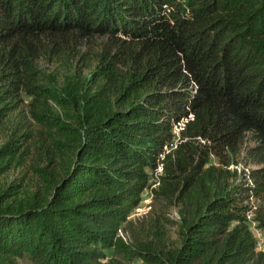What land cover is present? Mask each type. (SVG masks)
Here are the masks:
<instances>
[{
	"label": "trees",
	"instance_id": "obj_1",
	"mask_svg": "<svg viewBox=\"0 0 264 264\" xmlns=\"http://www.w3.org/2000/svg\"><path fill=\"white\" fill-rule=\"evenodd\" d=\"M98 35L90 75L44 79L45 37ZM0 81V264H264V0H0Z\"/></svg>",
	"mask_w": 264,
	"mask_h": 264
},
{
	"label": "rangeland",
	"instance_id": "obj_2",
	"mask_svg": "<svg viewBox=\"0 0 264 264\" xmlns=\"http://www.w3.org/2000/svg\"><path fill=\"white\" fill-rule=\"evenodd\" d=\"M108 41V36H95L92 39H70L66 42H61L59 46L53 43L51 37H45L44 41L40 45L39 55L37 63L39 67L44 71V79L49 80L51 77H57L62 80L64 74L70 71L71 68L77 67L79 72L86 76L92 73V70L95 68L98 62L100 53L105 49V45ZM115 50V47L112 48V51ZM43 76V75H42ZM2 82L0 81V84ZM22 98L25 103L31 101V97H28L25 92H23ZM5 134L3 131H0V145L3 143ZM175 141V138L174 140ZM173 144V143H172ZM172 144L169 145V149H173ZM259 145L256 136L251 132L246 134L243 142L240 146V151L237 156L234 158V163L231 164L229 168L237 169L239 172L249 170L257 167L253 163L251 148ZM212 162L218 164V160L215 156L212 157ZM163 172L158 170L157 172L150 171V180L149 188L146 189L142 194L141 203L132 210L128 219L134 222H139L144 216H146L152 208L153 205V188L158 185L157 174ZM19 176L18 172H15L11 179H15ZM250 205L253 208V212L249 214V227L253 232L257 240V249L259 251H264V231L258 226V223L254 219L255 210L260 206L264 205V195L254 196L250 200ZM171 216L178 218L177 208H171ZM107 259L112 256V249L106 250ZM21 264H27L26 261H21ZM132 264H142L140 260L134 261Z\"/></svg>",
	"mask_w": 264,
	"mask_h": 264
},
{
	"label": "built area",
	"instance_id": "obj_3",
	"mask_svg": "<svg viewBox=\"0 0 264 264\" xmlns=\"http://www.w3.org/2000/svg\"><path fill=\"white\" fill-rule=\"evenodd\" d=\"M190 118H192V114L189 117H187V118H183L181 121L177 122L174 125V128H173V134H174L173 135V139H172V141L169 144H167L165 146V153H168V152H170L172 150V148L171 149L168 148L169 145H171L172 143H173L172 147H175V148L177 147V144H178V142H179V140L181 138V133L185 129L186 124H187V122L189 121ZM174 138H175V141H173ZM163 158H164V154L162 155V159ZM162 168H163V164L160 163L158 168L154 172H157L158 170L162 171ZM151 172H153V171H151Z\"/></svg>",
	"mask_w": 264,
	"mask_h": 264
}]
</instances>
